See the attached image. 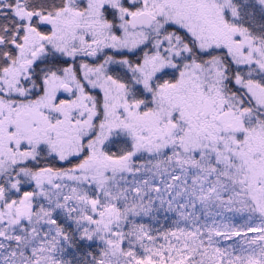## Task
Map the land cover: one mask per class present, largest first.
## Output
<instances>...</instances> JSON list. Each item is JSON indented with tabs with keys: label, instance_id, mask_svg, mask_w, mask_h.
I'll return each instance as SVG.
<instances>
[{
	"label": "snow or ice",
	"instance_id": "obj_1",
	"mask_svg": "<svg viewBox=\"0 0 264 264\" xmlns=\"http://www.w3.org/2000/svg\"><path fill=\"white\" fill-rule=\"evenodd\" d=\"M0 264H264V0H0Z\"/></svg>",
	"mask_w": 264,
	"mask_h": 264
}]
</instances>
